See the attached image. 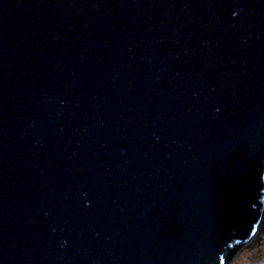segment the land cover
<instances>
[{"label": "water", "instance_id": "water-1", "mask_svg": "<svg viewBox=\"0 0 264 264\" xmlns=\"http://www.w3.org/2000/svg\"><path fill=\"white\" fill-rule=\"evenodd\" d=\"M263 217L264 0H0V264H224Z\"/></svg>", "mask_w": 264, "mask_h": 264}, {"label": "rangeland", "instance_id": "rangeland-1", "mask_svg": "<svg viewBox=\"0 0 264 264\" xmlns=\"http://www.w3.org/2000/svg\"><path fill=\"white\" fill-rule=\"evenodd\" d=\"M231 264H264V217L257 233L237 252Z\"/></svg>", "mask_w": 264, "mask_h": 264}, {"label": "trees", "instance_id": "trees-1", "mask_svg": "<svg viewBox=\"0 0 264 264\" xmlns=\"http://www.w3.org/2000/svg\"><path fill=\"white\" fill-rule=\"evenodd\" d=\"M244 243H240L238 245H234L231 248H229L225 253V258H224V264H228L229 261L233 258V256L236 254L237 250L240 249V247L243 245ZM223 257V256H222Z\"/></svg>", "mask_w": 264, "mask_h": 264}]
</instances>
